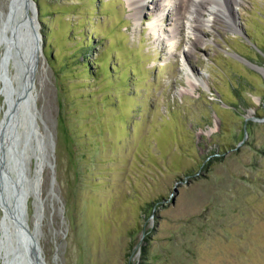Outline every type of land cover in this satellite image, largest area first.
Here are the masks:
<instances>
[{
  "label": "rangeland",
  "instance_id": "374dc122",
  "mask_svg": "<svg viewBox=\"0 0 264 264\" xmlns=\"http://www.w3.org/2000/svg\"><path fill=\"white\" fill-rule=\"evenodd\" d=\"M32 1L29 98L0 42V175L41 263L264 264V0H219L233 22L203 9L193 45L169 0L139 18L131 0Z\"/></svg>",
  "mask_w": 264,
  "mask_h": 264
},
{
  "label": "bare ground",
  "instance_id": "6f19581e",
  "mask_svg": "<svg viewBox=\"0 0 264 264\" xmlns=\"http://www.w3.org/2000/svg\"><path fill=\"white\" fill-rule=\"evenodd\" d=\"M144 1L145 0H131L132 10H133L132 15L134 17L139 18L142 15V8H143ZM162 1L167 2V0H156L153 2L152 8L154 9V11L164 8V4L162 3ZM169 1L176 11L175 25L173 27L174 29L173 30L171 29L172 31H178L179 19L184 18L186 16L185 15L186 12L187 13L191 12L193 14V16H192V30H193L194 40L190 41V43L192 45L195 41H198L201 39L200 38V31H201V26L204 22L201 18L203 9L210 8V10H211L210 15L212 16L211 18H212V21H214V22L219 20V19L222 21H225V19L228 20V18H226L228 16H229V21H232V22L234 21V17L232 16V14L228 15L227 10L219 2V0H169ZM226 1H228V0H226ZM231 1L236 2V0H231ZM231 12H232V10H231ZM205 20H210V19L207 18ZM161 25H163V23L161 22V20L159 18L156 20H153L150 23L151 31L152 32H156L159 30L161 31L162 30ZM5 43H6L5 44V50L6 51L3 52L4 67L7 66L8 59L15 57L14 56L15 54H12V52L10 53L9 49H8L9 48V36L8 37L5 36ZM24 57H25V60L28 62V66H30L29 67L30 71L32 72V70H35L34 66H32L33 67L32 68L31 65L32 64L34 65V63L36 64L37 59L32 62V59L30 58V56L27 59V57H28L27 53L25 54ZM37 58H38V54H37ZM5 71L7 72V70H5ZM5 71L2 73V75H4V73H5V78H7L8 74ZM28 75L29 76L27 77V82H25L23 84L24 91H23L22 97H24L25 94L30 91V87L32 84V78H30L32 74L29 73ZM10 90L11 89L9 88L8 91H10ZM30 94H31V91H30ZM18 98H19L18 96L12 97V98L10 97L9 106L11 105L10 101L11 102L13 101V105H15L16 102H19ZM23 104H24V102H23ZM5 115H6V117L9 115L8 110H6ZM31 115H32V113H31ZM1 126L3 127V125H1ZM4 184H5V179L2 178V175H0V197H1L2 204L4 205V209H5L4 217L2 218V222L0 225V263L3 262L4 260H6V264H7L10 261L11 251H12L10 248L14 243H15L16 247L13 250L14 251L13 257H14V260L19 259L18 263H20L21 260L24 259L23 258L24 255L21 256V254L18 250V248L20 247L21 244L18 243L17 238H18V235L19 236L21 235V237L23 235L22 234V227H21L22 222L17 217L18 214L15 212L16 208L13 206L14 205L13 204L14 199L7 195V193L5 192ZM17 227L20 228L19 232L17 230ZM10 263H12V262L10 261Z\"/></svg>",
  "mask_w": 264,
  "mask_h": 264
},
{
  "label": "water",
  "instance_id": "95a60500",
  "mask_svg": "<svg viewBox=\"0 0 264 264\" xmlns=\"http://www.w3.org/2000/svg\"><path fill=\"white\" fill-rule=\"evenodd\" d=\"M33 8V1L32 0H13L11 8L8 13V20L9 23L11 21H15L13 26H10L11 34L9 36V52H13L15 57H18L24 65V71L26 76L28 77L29 73H31V77L33 76V70L30 71V66H28V62L25 60V54L27 53V59H32V62L37 59V52L39 50V32L35 25V15L31 14V10ZM8 28V26L4 25L3 29ZM4 30H0V41L5 42V34ZM6 44V43H5ZM6 51V50H5ZM8 52V53H9ZM34 66L32 64L31 67ZM33 68V67H32ZM26 77V78H27ZM29 92H27L24 98H29ZM17 102L15 103V105ZM14 105V106H15ZM5 135V128L0 127V136ZM14 153V151H13ZM2 168V166H1ZM2 178L5 179V176L2 175ZM10 182L5 179V192L8 195ZM12 192L15 194L14 198V207L16 208L15 212L18 214V218L23 224L24 222V214H25V202H24V195L22 193V189L19 186H12ZM9 196V195H8ZM5 212V211H4ZM4 217V215H3ZM2 222V220H1ZM19 232L20 228L17 227ZM20 237V238H19ZM18 243L21 244L18 248L21 256L24 259L21 260L23 264H42L41 259L39 257L38 251L35 247V244L32 238H22L21 235H18Z\"/></svg>",
  "mask_w": 264,
  "mask_h": 264
},
{
  "label": "trees",
  "instance_id": "16d2710c",
  "mask_svg": "<svg viewBox=\"0 0 264 264\" xmlns=\"http://www.w3.org/2000/svg\"><path fill=\"white\" fill-rule=\"evenodd\" d=\"M36 1H37V0H36ZM37 4H38V6H39V2H38V1H37ZM40 15H41V14L39 13V17H40Z\"/></svg>",
  "mask_w": 264,
  "mask_h": 264
}]
</instances>
